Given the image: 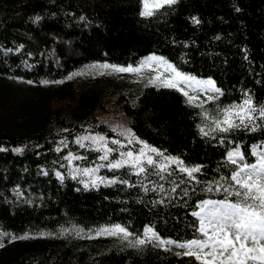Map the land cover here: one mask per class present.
<instances>
[{"label": "trees", "instance_id": "16d2710c", "mask_svg": "<svg viewBox=\"0 0 264 264\" xmlns=\"http://www.w3.org/2000/svg\"><path fill=\"white\" fill-rule=\"evenodd\" d=\"M141 5V0H0V264H200L176 255L187 249L138 250L120 237L97 236L96 230L120 224L135 236L150 226L162 239L202 238L192 213L201 201L225 199L214 185L207 188L231 175L235 166L226 163V152L239 144L246 162L254 163L253 146L259 151L264 144V127L208 137L197 128L222 119L220 110L239 104L245 92L258 108L264 106V0H179L151 17L139 15ZM193 16L199 25L191 22ZM148 54L213 79L224 94L200 108L180 91L149 80L107 88L110 68L102 65H136ZM110 100L140 140L186 167L203 166L196 180L176 165L163 180L147 165L139 176L130 165L101 166L100 173L128 184L85 190L73 179L66 169L68 150L79 153L82 164L99 155L73 137L92 127L115 135L103 123L93 126L94 112ZM115 146L111 157L119 153ZM65 228L69 231L61 234ZM25 235L29 238L12 239Z\"/></svg>", "mask_w": 264, "mask_h": 264}, {"label": "snow or ice", "instance_id": "6c2138e0", "mask_svg": "<svg viewBox=\"0 0 264 264\" xmlns=\"http://www.w3.org/2000/svg\"><path fill=\"white\" fill-rule=\"evenodd\" d=\"M179 3V0H141L142 9L139 13L142 17L154 16L158 11L164 7H171ZM239 12L241 9L236 8ZM40 17H36L39 20ZM194 25L201 23L196 16L190 18ZM156 65L157 75L149 79V84L152 86L167 88L180 91L182 95L187 98L190 106L203 107V104L208 101L218 100L224 93L222 89L216 86V82L211 79H200L191 74L182 73L175 65L167 61L164 57H157L155 55L145 58V60L137 66H116V65H102L103 68H111L117 73H140L144 67L152 68ZM163 68V72L158 69ZM164 72L169 73L165 76ZM31 83V82H29ZM44 83H47L46 81ZM183 85V87H181ZM194 93H201L206 95V99L201 101L198 95H190L188 90ZM245 99L240 104H233L220 110L223 119H215L212 121V126L207 129L197 125L199 133L202 137H208L213 133H230L237 129H243L249 132H255L258 128L264 127V124L257 123V120H264V106L257 107L252 96L245 92ZM201 116L207 120L209 114L204 111ZM129 137H133L131 129L126 130ZM124 133H121L123 135ZM84 141H90L97 146V150H103L104 155L100 157L101 160L107 161L109 153L115 151L108 147L106 137L103 135H86L77 139L76 143L84 147ZM138 143L142 145L139 152L128 150L121 153V160L116 162L101 165L111 169H120L126 165L135 168V175L147 173L148 167L154 168L160 179L165 178L164 174L171 175L169 168L176 165L177 169L186 174L191 180H196V173L202 171L203 166L196 165L194 167L184 166V161L178 157L164 156L158 149L149 146L146 142L140 141L139 138L128 139V144ZM224 138L221 137V143H224ZM111 143L120 145L121 141L112 140ZM256 145L251 150V155L256 157L254 163L246 162V154L242 151L241 146L236 144L233 148L228 150L225 154V161L227 164L235 166L231 175L227 178L221 176L220 180L210 182L208 191H212L215 186V191H223L225 195L224 200L201 201L197 207L199 211L192 213L193 216L199 220V226L195 229L202 238H193L185 242H177L172 239H162L158 232L153 227L145 226L142 235H135L128 231L127 227L120 224L100 227L96 230V235H107L113 237H120L122 240L128 242V246L142 250L146 245H152L155 248L169 251L170 246H175L179 249H187L182 254L177 252L176 255L195 257L200 264H264V144L260 145V150H257ZM60 149H57L59 151ZM2 151V149H0ZM19 153L20 148L14 149ZM155 154L157 158L162 157V161L158 162L154 159ZM71 157V154H70ZM79 159V157L66 158ZM99 167L94 169H83L82 174L94 177L89 181H82L85 190L89 188H96L99 184L112 185L116 183L128 184L127 180L110 179L106 180L102 177L95 176ZM47 175V173H45ZM58 179L63 181L64 176L57 173ZM76 175H73V179ZM227 184V187L224 185ZM130 187L132 185H129ZM80 189H77L79 191ZM155 190V189H153ZM18 196L23 193L16 190ZM145 192L148 188L145 187ZM160 191H163V186H160ZM173 192L176 189H172ZM187 193H185L186 195ZM235 197V202L228 200V197ZM65 228L61 234L68 232ZM82 231V230H81ZM80 232H77L79 235ZM43 235V234H41ZM134 239H130L133 237ZM27 235L21 237H12V239H27ZM91 238V237H90ZM4 245L0 243V247Z\"/></svg>", "mask_w": 264, "mask_h": 264}, {"label": "rangeland", "instance_id": "374dc122", "mask_svg": "<svg viewBox=\"0 0 264 264\" xmlns=\"http://www.w3.org/2000/svg\"><path fill=\"white\" fill-rule=\"evenodd\" d=\"M150 2H151V0H150ZM149 56H152V55H148L147 57H149ZM147 57H145V58H147ZM145 58H142L138 64L133 65V66L135 67L137 65H140L145 60ZM101 68H103V67L101 66ZM158 71L163 72V68L158 69ZM182 73H184V72H182ZM107 74L109 76H111V80L107 83V88H111L117 84H121L122 82L135 83V82L140 81L142 79H148L149 80L152 76L157 75V70H156V65L153 64L151 69L146 66L143 68V70L140 73H117L110 68V71H108ZM186 74H189V73H186ZM164 75L167 76V75H169V73L164 72ZM196 77L200 78V79H207V77H198V76H196ZM101 82H105V80H103ZM101 82H99L98 85L101 86L102 85ZM181 87H183V85H181ZM185 90H188L190 95H198L199 99L201 101H204L206 99L205 94L194 93L190 89H185ZM94 115H95V120H94L95 123L93 126H96L98 123H103L106 126V128L109 129L111 132H113L115 135H109L104 130L86 129L85 131H83V132H81V133H79L73 137V140L75 142L77 141V139H79L83 136H86V135H103L106 137V143L108 144V147L115 149L116 146L113 145L110 141L119 140V141H121V144H128V139L138 138L135 135L133 137H129L127 135L126 130L130 129L129 123H128V118L125 116L123 111L120 108H118V106H116V103H114V101H112V100L108 101L102 108L97 109L94 112ZM222 119H223V116H222ZM92 128H94V127H92ZM121 133H124V134L121 135ZM140 141H142V140H140ZM84 144H89V145H91L97 149V146L93 145L90 141H84ZM129 146L130 147H128L126 149L118 148L120 153L117 156L111 157V153H109L107 161L100 159V157L102 155H104V152H103V150H99V155H98L96 161H94L93 163H90V164L80 163L81 155L79 153L74 152V151L68 150L65 154L66 158L79 157V159H71V163H69V159H66V169L68 170L69 174H71V175L75 174L81 183H82V181H89L90 179H92L94 177H89V176L83 175L82 174L83 169H94V168L99 167V170H100L101 165H106L107 163L116 162L118 160H121L122 159L121 153H125L128 150H132L134 153L139 152L140 148L142 147V145L135 143V142ZM149 146H151V145H149ZM151 147H153V146H151ZM70 154H71V157H70ZM151 155H153L154 159H157L158 162L162 161V159H163L162 157L157 158L155 156V154H151ZM99 170L95 173V176L102 177L106 180L113 179L112 177H108V176L103 175L102 173H100ZM58 172L59 171L56 170V174Z\"/></svg>", "mask_w": 264, "mask_h": 264}]
</instances>
